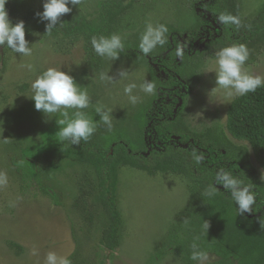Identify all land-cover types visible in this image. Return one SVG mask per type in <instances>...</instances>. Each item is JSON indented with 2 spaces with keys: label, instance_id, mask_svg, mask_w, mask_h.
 <instances>
[{
  "label": "trees",
  "instance_id": "obj_1",
  "mask_svg": "<svg viewBox=\"0 0 264 264\" xmlns=\"http://www.w3.org/2000/svg\"><path fill=\"white\" fill-rule=\"evenodd\" d=\"M124 11V0L104 1L96 17L67 14L62 17L63 27L53 29L50 35L83 39L88 63L100 69L108 58L95 53L92 37L119 34L124 44L119 59L148 68L155 86L152 95L138 106L129 122L110 130L99 122L94 134L79 146L69 145L61 151L55 137L57 124L48 126L37 142L21 149V162L15 165L18 172L26 183L35 181L46 195L54 197L42 182L49 167L66 163L88 169L104 222L102 241L111 252L119 247L123 225L118 201L121 169L129 167L153 177H183L191 194L190 204L162 245H171L184 264H195L191 260L193 242L214 256L217 264H264V227L259 223L264 218V181L252 160L254 157L264 170V86L233 100L225 128L215 125L194 131L185 113L208 57L223 47L242 43L249 50L245 64L259 60L264 50V7L253 17L243 18L241 0H196L193 22L188 27L165 24L166 43L148 55L140 51L139 39L122 32L120 18ZM221 12L238 16L240 25L220 24L217 17ZM21 20L26 35H48L36 13ZM177 46L184 50L182 57L176 56ZM73 111H69L70 117ZM82 111L99 121L96 110ZM33 112H37L35 107L21 111L18 117L30 119ZM230 136L243 144L236 145ZM194 152L203 156L199 164L193 158ZM221 167L252 186L256 193L252 213L240 216L230 193L222 186H217L220 191L215 195L206 194ZM204 221L210 224L208 232L203 230ZM77 256L76 263L88 264L81 254Z\"/></svg>",
  "mask_w": 264,
  "mask_h": 264
},
{
  "label": "rangeland",
  "instance_id": "obj_2",
  "mask_svg": "<svg viewBox=\"0 0 264 264\" xmlns=\"http://www.w3.org/2000/svg\"><path fill=\"white\" fill-rule=\"evenodd\" d=\"M104 1L111 0H81L68 15L92 19ZM195 1L124 0L121 30L140 40L149 22L188 27L193 22ZM43 2L8 0L10 21L14 24L42 12ZM241 6L242 17L251 18L262 10L264 0H241ZM37 34L26 35L32 43L31 56L21 57L6 46L0 47V173L7 177V182L0 185V264H44L49 251L66 256L71 264H79L75 260L77 253L88 264H184L172 246H163L162 242L169 238L179 215L190 204L185 178L172 174L153 177L133 168L121 169L118 201L123 225L119 247L112 252L102 241L104 222L88 169L66 163L49 167L42 182L54 197L46 195L37 182L26 183L22 179L15 166L21 162V149L37 142L41 131L61 118L56 113L49 119L39 111L33 112L30 119L18 117L21 111L34 108V101L29 99L31 84L43 71L56 68L72 75L88 93L90 104L86 109L111 110V129L129 122L138 106L152 95L140 88L145 80L151 81L147 67L136 66L127 59L108 58L102 68L94 69L87 61L83 39ZM215 54L206 59L185 111L188 123L197 132L215 125L225 128L234 100L225 102L223 90L210 94L216 87ZM28 64L30 70L24 67ZM122 66L128 70L124 79L116 76ZM244 70L264 78V50L259 60L245 64ZM108 76L116 79L109 80ZM129 83L137 85L132 93L138 97L135 104L124 92ZM230 139L236 145L243 144L231 136ZM252 160L261 175L264 170L254 157ZM212 264H217L216 259Z\"/></svg>",
  "mask_w": 264,
  "mask_h": 264
},
{
  "label": "clouds",
  "instance_id": "obj_3",
  "mask_svg": "<svg viewBox=\"0 0 264 264\" xmlns=\"http://www.w3.org/2000/svg\"><path fill=\"white\" fill-rule=\"evenodd\" d=\"M7 2L8 0H0V47L6 46L21 57L31 56L32 47L30 45L32 43L26 39L25 22L21 20L13 24L10 21L6 9ZM80 3L81 0H44L43 11L37 12L36 17L40 22L45 23V32L50 35L53 29L58 26L63 27L62 17L70 14ZM217 20L222 25H240L239 17L227 12H221ZM167 32L168 27L165 24L147 23L140 37V51L144 55H148L157 46H163L167 41ZM32 35L38 34L33 33ZM91 45L98 56L113 60L119 59V53L124 48L121 36L115 33L99 38L93 36ZM183 55V48L177 46L176 56L182 57ZM248 58L249 50L242 43H234L217 51L214 58L216 87L212 89L210 94L217 90H223L224 101L230 102L264 86V78L249 74L244 70ZM24 67L31 69L30 64L24 65ZM116 76L124 79L128 76V70L122 66L117 71ZM101 78L105 77L102 75ZM107 79L115 80L116 77L108 76ZM136 87L135 83H129L124 87L125 94L128 95L129 101L133 104L138 101V97L132 94ZM140 88L143 92L151 94L155 86L151 81L145 80ZM31 91L32 96L29 99L34 101V107L37 111L49 119H51L52 114L56 113L63 117L55 119L59 129L55 133V137L60 143L61 151L69 145L79 146L81 141H88L96 131V125L99 122L106 125L109 130L112 127L113 117L110 109L96 108L99 121H93L82 111L89 107L90 98L87 91L83 90V87L68 72L48 68L32 82ZM69 109L74 110L71 117L69 116ZM193 158L197 164L203 160V156L196 155L195 152ZM261 180L264 181V172L261 174ZM6 182V174L0 173V185ZM217 186H222L226 192L230 193V198L235 202L240 216L245 213H252L253 205L256 203V193L252 190L251 185L245 184L239 176L221 167L216 172L214 183L209 185L206 194L209 197L215 195L217 191H220ZM184 222L187 223V220ZM259 223L264 227V218H261ZM209 228L210 224L204 221L203 230L208 232ZM191 260L196 264H212L215 257L211 256L209 252L201 250L199 245L193 242ZM44 264H71V261L66 256H60L54 251H49L44 258Z\"/></svg>",
  "mask_w": 264,
  "mask_h": 264
},
{
  "label": "water",
  "instance_id": "obj_4",
  "mask_svg": "<svg viewBox=\"0 0 264 264\" xmlns=\"http://www.w3.org/2000/svg\"><path fill=\"white\" fill-rule=\"evenodd\" d=\"M180 107V105L177 107V109Z\"/></svg>",
  "mask_w": 264,
  "mask_h": 264
}]
</instances>
